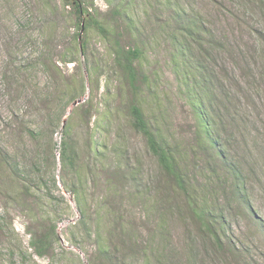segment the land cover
Wrapping results in <instances>:
<instances>
[{"label":"rangeland","instance_id":"rangeland-1","mask_svg":"<svg viewBox=\"0 0 264 264\" xmlns=\"http://www.w3.org/2000/svg\"><path fill=\"white\" fill-rule=\"evenodd\" d=\"M162 1L124 2L144 26L145 52L134 64L147 82L135 90L97 30L88 29L86 55L78 50L74 14L63 0H0V151L30 188L0 166V264H264V0H171L202 24L203 48L193 45L191 56L206 52L212 86L205 110L224 159L242 173L245 210L233 202L225 210L230 173L215 178L220 162L193 146L196 118L170 67L169 32L151 23ZM118 2L89 0L100 21ZM72 97L80 102L68 104ZM134 101L177 146L188 177L199 181L194 193L224 214V241L236 257L214 248L184 198L167 189L132 127ZM65 127L73 169L61 159ZM200 181L209 185L201 189ZM50 229L52 245L37 256L30 241Z\"/></svg>","mask_w":264,"mask_h":264},{"label":"trees","instance_id":"trees-1","mask_svg":"<svg viewBox=\"0 0 264 264\" xmlns=\"http://www.w3.org/2000/svg\"><path fill=\"white\" fill-rule=\"evenodd\" d=\"M63 1L73 11L77 27L76 36L79 38L78 50L82 55H86L88 29L94 28L109 44L110 55H114L116 64L121 69L128 84L136 90L140 83L147 82V77L134 64V61L140 59L145 52V43L140 39L144 26L142 28L139 24L143 19L137 20L133 14L128 13L124 5L127 0H119L118 5L109 10V17L102 21L98 19L97 10L93 8V3H89V0ZM161 7H163L161 14L151 23L154 24L153 28H165L169 32L165 40L171 47L170 67L184 88L186 103L192 108L196 118L195 135L197 139H195L193 146L198 151L203 152L207 158L214 156L220 162L221 172L215 168L211 169L216 175L215 178L220 180V175L230 173L231 187H227L226 192L223 191L227 199L225 210L231 208L232 202L237 205V208L245 210L249 206L246 199L245 182L243 176L241 177L242 173L240 172V174L224 159L225 154L222 145L219 143L215 125L212 123L208 109L205 110L206 107H209L206 98L210 97L208 89L212 86V77L205 69L201 59L203 55H206V52L201 53V58L191 56L193 45H199V49L203 48L204 30L202 24L197 14L186 11L178 2L163 0ZM122 37L127 38L132 44L130 46L122 44L120 42ZM72 62L73 60L70 59L67 63ZM52 68L55 72L58 70V67L53 64ZM136 83H139L138 86ZM76 99L77 97H72L68 104L75 103ZM129 116L132 127L143 136L149 152L156 159L160 174L167 183V189L178 192L184 198V204L189 214L199 230L209 238L214 248L221 251L226 250L231 257H236V251L231 240L224 241V238H228L223 230L224 214L216 216L209 210L206 200L194 193V184L198 186L199 181L194 182L188 177L184 170L183 157L177 146L168 143L166 137L161 138L159 136V132L150 125L138 102L134 101L129 106ZM68 132L65 127V138L61 145V159L63 165L67 164L70 169H73L75 166V146L69 141ZM0 166L10 168L14 182L19 186H24V191H30L26 185L28 181L23 172L18 169V163L16 167H11L6 152L0 151ZM200 182L202 184H200L201 189L209 185L206 181ZM23 190L20 191L23 192ZM78 208L83 214L79 204ZM53 233L54 230L50 229L32 237L30 246L37 256H43L52 245Z\"/></svg>","mask_w":264,"mask_h":264},{"label":"water","instance_id":"water-1","mask_svg":"<svg viewBox=\"0 0 264 264\" xmlns=\"http://www.w3.org/2000/svg\"><path fill=\"white\" fill-rule=\"evenodd\" d=\"M80 101H77V102H75V103H73V105H76L77 103H79ZM64 124H65V121L63 122V126H64Z\"/></svg>","mask_w":264,"mask_h":264}]
</instances>
